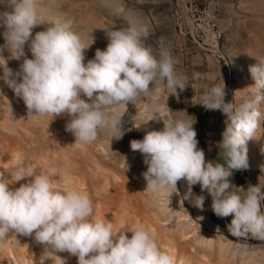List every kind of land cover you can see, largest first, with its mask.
Masks as SVG:
<instances>
[{
  "label": "clouds",
  "instance_id": "1",
  "mask_svg": "<svg viewBox=\"0 0 264 264\" xmlns=\"http://www.w3.org/2000/svg\"><path fill=\"white\" fill-rule=\"evenodd\" d=\"M8 5L11 11L0 12V27L5 29V44L0 50L7 48L13 58L24 59L16 72L6 61L0 65V80L22 99L28 114L54 118L67 114L70 120L65 130L75 142L92 144L101 129L113 137L119 131L120 138L122 116L117 114V106L151 97L158 84L171 89L173 95H177V88L186 87L174 72L170 53L161 51L157 58L143 45L148 30L134 19L128 20L126 27L107 30L106 49H97L94 58L85 63L89 46L85 47L65 22L50 24L33 38L38 0H8ZM26 44L32 58L25 55ZM255 59L257 63L249 68L255 81L250 99L239 106L225 102V85L214 86L200 97L199 104L205 109L219 110L226 116L218 145L226 157V167L205 161L194 123L188 120L162 119V130L149 131L142 140H131L130 148L144 157L145 190L158 194L170 188L174 193L177 182L184 180L188 190L183 199L203 210L205 197L192 192V186L199 184L202 192L211 195V209L217 217H233L227 225L233 237L250 235L264 240V192L258 185L249 186L242 198L228 182L233 170L248 168L246 142L254 138L264 120L259 110L264 104V59ZM197 78L198 73L194 74ZM150 107L159 116L162 109L155 98ZM109 108L110 113L106 112ZM11 175L14 182L33 179L15 189L0 181V241L10 233L33 237L53 253L75 256L77 264H174L143 227L114 231L111 222L93 220L89 197L53 187L51 177L60 175L57 169L42 175L35 169L18 167ZM126 232H131V238Z\"/></svg>",
  "mask_w": 264,
  "mask_h": 264
},
{
  "label": "bare ground",
  "instance_id": "2",
  "mask_svg": "<svg viewBox=\"0 0 264 264\" xmlns=\"http://www.w3.org/2000/svg\"><path fill=\"white\" fill-rule=\"evenodd\" d=\"M171 2L38 0V25L33 28L32 36L34 38L50 24L65 22L80 37L82 44L89 46L85 49L84 62L87 63L94 58L97 49H106L107 30L126 27V22L134 19L147 28L148 36L142 43L158 58L161 51L169 53L174 42L172 36H176ZM243 3H247V7L242 14L257 29L258 42L256 40L249 51L246 44L240 42L234 46L232 42L229 46L237 55L245 54L237 59L240 61V84L245 86L249 82L255 83L249 71L250 66L257 63L255 58L264 59V0H244ZM4 11H11L8 0H0V12ZM149 15H153L154 22H150ZM4 31L0 27V47L5 44ZM24 51L27 58H32L27 44ZM23 59L13 58L7 48L0 50V65L6 61L13 72L19 71ZM160 89L158 84L151 97L117 106V114L122 116L123 135L120 138L119 131L113 137L101 129L97 140L85 145L75 142V137L65 130L70 120L67 114L55 118L28 114L22 99L0 80V181L15 189L33 179L27 177L14 182L11 173L18 167L32 168L42 175L55 168L60 175L51 177L53 187L75 190L89 197L93 220L111 222L114 231L143 227L160 250L173 258L174 264H264L263 244L249 243L224 229L211 228L204 219L203 210L183 199L188 190L186 181H178L174 193L170 188L158 194L145 190L142 173L147 171V166L143 155L131 150L130 141L142 140L147 132L163 129V120L160 121L150 107L155 98L164 111V104L158 101ZM106 112L110 113L111 109ZM145 116L149 120L147 123ZM261 122L254 138L246 142L247 155L256 166L264 165V120ZM192 192L197 195L194 186ZM125 234L131 238V232ZM59 257L65 264H77L75 256L67 252L53 253L33 237L10 233L0 241V264H63Z\"/></svg>",
  "mask_w": 264,
  "mask_h": 264
},
{
  "label": "rangeland",
  "instance_id": "3",
  "mask_svg": "<svg viewBox=\"0 0 264 264\" xmlns=\"http://www.w3.org/2000/svg\"><path fill=\"white\" fill-rule=\"evenodd\" d=\"M121 1L124 2L127 0ZM243 1L244 0H172L171 2V5L174 7L172 8V17L175 16L174 18L176 19L174 20L173 18L176 24V32L174 31L176 36H174V34L172 36V42H174L169 51L171 57L175 61L174 70L175 66L177 67L176 62L180 64L193 62L202 58L203 55H208L216 61L220 76L225 82V102H232L237 106L246 99L251 98V93L254 91L251 86H253L254 83L252 82L251 85V82H249L250 84L247 83L245 86L240 84L238 77V64L240 61L238 62L237 59L242 55L245 56V54L241 53L239 54L241 56L237 55V53L230 49L231 47L229 45L232 42V45L234 43L238 45L240 42L242 45L246 44L245 47L247 46L246 48L249 51L252 49V46L256 44L255 42L258 39L257 29L252 27L253 25L249 23V19L242 14V10L247 7V3H243ZM152 16L149 15V19L152 20ZM151 20L150 22H154V19ZM220 56L222 58H220ZM176 76L180 77L181 74H176ZM160 88L158 101L164 104V111L162 110L159 116H155L158 117L160 121H162V119L174 120L172 90L168 89L164 84H160ZM262 108L264 109V104L260 105L259 110L261 113L264 112ZM144 118H146L145 122L147 123L149 121L148 118L146 116ZM247 160L250 171L247 172L243 169L246 181L250 182V184L252 183V186L258 185L262 192H264V165L257 164L256 166L248 155ZM203 216L211 228L224 229L228 232V229L213 222L204 210ZM240 239L248 241L249 243L263 244L264 248V240H252L244 237Z\"/></svg>",
  "mask_w": 264,
  "mask_h": 264
},
{
  "label": "crops",
  "instance_id": "4",
  "mask_svg": "<svg viewBox=\"0 0 264 264\" xmlns=\"http://www.w3.org/2000/svg\"><path fill=\"white\" fill-rule=\"evenodd\" d=\"M176 65L174 71L176 74H181L180 77H177L183 81L186 87L184 90L177 89V95L172 94L174 120L193 122L197 133L198 148L204 151L205 161H210L213 164L221 163L226 167V157L218 147L222 140V133L226 128V116L219 110H207L199 104L200 97L207 90L214 86L223 87L225 83L220 76L216 61L208 55H203L197 61L181 64L176 62ZM196 73L199 74V78L194 79ZM228 182L232 185V191L242 198L247 195L246 191L249 186H252L250 182L246 181L243 170H233ZM194 188L197 195L205 197L203 210L207 216L219 226L227 229V225L231 223L233 217H217L211 209V195L206 190L202 192L199 184L194 185ZM261 212L264 213V200L261 202ZM244 238L258 240L250 235Z\"/></svg>",
  "mask_w": 264,
  "mask_h": 264
},
{
  "label": "built area",
  "instance_id": "5",
  "mask_svg": "<svg viewBox=\"0 0 264 264\" xmlns=\"http://www.w3.org/2000/svg\"><path fill=\"white\" fill-rule=\"evenodd\" d=\"M220 58H222L221 56H220ZM247 172H249L250 170H249V168H247V169H245Z\"/></svg>",
  "mask_w": 264,
  "mask_h": 264
}]
</instances>
